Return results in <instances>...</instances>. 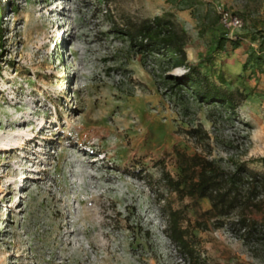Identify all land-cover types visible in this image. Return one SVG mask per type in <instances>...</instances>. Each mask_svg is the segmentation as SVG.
<instances>
[{"label":"rangeland","instance_id":"1","mask_svg":"<svg viewBox=\"0 0 264 264\" xmlns=\"http://www.w3.org/2000/svg\"><path fill=\"white\" fill-rule=\"evenodd\" d=\"M199 1L0 0V146L28 142L0 152V264H187L163 213L184 207L193 223L207 219L210 204L180 201L160 178L177 175L175 148L206 154L187 134L196 125L210 135L211 158L264 172V72L243 67L259 51L264 0ZM218 4L242 25L213 52L202 17ZM164 12L190 35L191 63L213 59L214 71L222 67L227 81L243 76L253 90L230 119L219 106L179 99L161 82L158 57L136 52L116 30ZM14 117L24 121L12 127ZM43 121L51 125L39 132ZM212 224L193 228L203 264H264V240L248 245L229 224Z\"/></svg>","mask_w":264,"mask_h":264},{"label":"trees","instance_id":"2","mask_svg":"<svg viewBox=\"0 0 264 264\" xmlns=\"http://www.w3.org/2000/svg\"><path fill=\"white\" fill-rule=\"evenodd\" d=\"M183 1L188 6L200 2ZM211 13V10L206 11L202 18L207 20V27L212 31V51L215 52L224 48L226 31L220 24L217 12L212 13L210 18ZM116 30L127 38L130 47L136 52L158 57L163 70L159 78L179 99L188 96L201 104L219 106L230 119L253 94V90H248L244 85L243 76L240 75H237L235 80H238L239 84L231 87L235 81H227L222 67L214 71L213 59L203 58L197 63L189 61L186 45L190 35L172 12H164L141 21L128 19ZM206 30V27L201 28L200 34H204ZM261 34L263 36L259 40V51L251 52L243 65L244 69L250 67L252 74L264 72V33ZM4 41V29L0 23V53ZM239 44V41L232 42L233 48ZM172 69L183 72L174 75L169 73ZM187 134L203 145L206 154H190L175 148L177 175L162 171L160 181L164 183L165 189L175 193L180 201L188 198L196 203L206 199L210 208L203 212L207 219H197L193 223L184 214V207L169 209L167 213H163L165 232L169 240L187 264H203L193 228L207 230L208 219L213 220L212 225L215 228L229 224L230 230L245 244H256L264 240V172L257 171L233 157L226 161L211 158L208 155L211 153V138L201 124L191 127ZM260 161L264 164V157ZM254 214H260L261 219L253 218ZM233 216L234 219L231 220Z\"/></svg>","mask_w":264,"mask_h":264},{"label":"bare ground","instance_id":"3","mask_svg":"<svg viewBox=\"0 0 264 264\" xmlns=\"http://www.w3.org/2000/svg\"><path fill=\"white\" fill-rule=\"evenodd\" d=\"M55 31H57V33H60V28H56L55 29ZM55 36H57V35H54V40H56L55 38H57V37H55ZM55 43V42H54ZM53 43V44H54ZM55 45V44H54ZM54 45H53V48H54ZM178 72H179V70H177ZM66 87L67 86H65V84L61 87V90H63V89H66ZM68 100V99H67ZM22 118V117H21ZM9 120V125H11L12 127H14V125H17L20 121H24L23 119H20V118H11V119H8ZM47 121H43V122H40V128H39V132H41L43 129H45V128H47V127H50V125H51V123L49 124V125H47ZM39 125V124H38ZM17 127V126H16ZM11 128V127H10ZM12 135L14 136V139L15 138H17L18 137V139H19V137H24L20 132H18V131H14L13 130V132H12ZM29 137H28V139L29 140H35L36 138H37V134H34V133H32V134H29L28 135ZM21 139V138H20ZM27 141L25 140V139H23L22 138V140L21 141H17V140H12V141H10V142H8L7 144H3V145H1L0 146V152H2V151H4V152H10V153H14V152H16V150H19V149H22V151L24 150V149H26L27 148ZM22 153V152H21ZM24 179L26 180L27 178H26V176H24ZM24 182V181H23ZM14 183V181L10 184V185H12ZM18 183V182H17ZM9 185V186H10ZM88 213V212H87ZM1 226H3V223H2V225ZM69 243H70V241H69ZM95 246V245H94ZM94 248V247H93ZM113 258V257H112ZM112 258H110V257H107V258H105L104 259V264H107V262H109ZM113 264V263H112Z\"/></svg>","mask_w":264,"mask_h":264},{"label":"built area","instance_id":"4","mask_svg":"<svg viewBox=\"0 0 264 264\" xmlns=\"http://www.w3.org/2000/svg\"><path fill=\"white\" fill-rule=\"evenodd\" d=\"M215 10L219 15L220 24L225 31H232L235 28L241 27V18L237 14L227 10L222 4L216 5Z\"/></svg>","mask_w":264,"mask_h":264},{"label":"crops","instance_id":"5","mask_svg":"<svg viewBox=\"0 0 264 264\" xmlns=\"http://www.w3.org/2000/svg\"><path fill=\"white\" fill-rule=\"evenodd\" d=\"M210 1V0H209Z\"/></svg>","mask_w":264,"mask_h":264}]
</instances>
